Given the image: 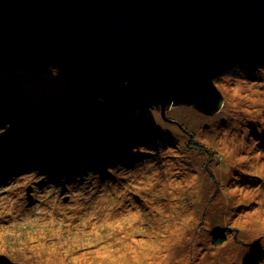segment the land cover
<instances>
[{
  "label": "rangeland",
  "instance_id": "rangeland-1",
  "mask_svg": "<svg viewBox=\"0 0 264 264\" xmlns=\"http://www.w3.org/2000/svg\"><path fill=\"white\" fill-rule=\"evenodd\" d=\"M263 55L216 79L224 105L213 116L186 106L163 118L157 109L143 116L70 102L67 118L82 126L76 144L97 130L112 141L129 126L154 142L110 151L94 178L72 168L56 180L41 156L53 136L44 125L60 115L53 105L64 95L52 93L59 82L47 84L48 68L1 65L0 98L12 110L0 99V166L14 165L0 172V264H243L259 253L252 246L264 243ZM39 173L49 177L43 184Z\"/></svg>",
  "mask_w": 264,
  "mask_h": 264
},
{
  "label": "water",
  "instance_id": "water-1",
  "mask_svg": "<svg viewBox=\"0 0 264 264\" xmlns=\"http://www.w3.org/2000/svg\"><path fill=\"white\" fill-rule=\"evenodd\" d=\"M262 54L264 0H0V66L53 68L120 113L213 116L215 80Z\"/></svg>",
  "mask_w": 264,
  "mask_h": 264
},
{
  "label": "trees",
  "instance_id": "trees-1",
  "mask_svg": "<svg viewBox=\"0 0 264 264\" xmlns=\"http://www.w3.org/2000/svg\"><path fill=\"white\" fill-rule=\"evenodd\" d=\"M264 56V55H263ZM257 59H254V62H257ZM261 62V61H260ZM259 62V63H260ZM15 65H17L19 67V71H37L40 69H35L32 68L28 65H24V64H14V65H9L11 67H15ZM8 66V65H6ZM4 66H0V70L3 68ZM49 70H53V71H49ZM48 72H52V75H50L47 79V84L49 83V79L54 78L55 80H57V84L59 82L58 85V91H52V93H58L61 92L64 96H63V100H58L56 103H54V107L58 108V111L60 113V115L57 117V119L55 120L54 123H48L44 125V128L46 129V132L49 134H53V136L51 137V141L49 144V148L45 151H43V156L45 160L48 163L49 168H51L53 171L48 172V174L54 175L56 174V178H60L63 177L64 174L66 172L64 171H68L72 168L78 169L80 170V172H77L76 177H81L82 175H92L93 178L96 177L95 172H97V170L102 169V166L104 167V165L107 163L108 160V154H110V151L114 152L115 150H117L118 152H121L122 149H129L131 147H133L137 142H141L147 146H151V144L154 142V139L150 138L149 133L147 134L145 132V129H139L136 128L135 126H129V128H122L123 130L126 129V131H124V133L120 134L118 130H114V134L117 133V135L113 136L114 139L111 141L109 138V135H111V132H108L107 130H97L96 132V136L97 137H92L91 141L89 142H84L82 144H76V132L77 134L80 135V137H82V129H80L82 126L80 124H78L80 122V120L78 119L76 123L71 125V121L70 118H67V116L70 114L69 111L65 110L66 106L69 105L70 102H76V101H81V98L78 97L77 95L69 92L66 90V88H64L62 86V79L60 78L59 75L53 73L55 72V69L53 68H48ZM55 74V75H54ZM11 76V74H10ZM20 75H16L17 77H20ZM220 78V77H219ZM217 78V79H219ZM216 81V80H215ZM2 84V83H1ZM5 86L9 89V87L7 86V83H4ZM46 88V87H45ZM51 93V91H49ZM45 93L47 94V91H45ZM5 98V99H4ZM2 101V103L4 105L7 106V110L8 112H11V103L8 101V97L7 96H2L0 98ZM85 103V105H93V106H105L104 103H102L101 101H87V100H83ZM95 104V105H94ZM48 121V122H49ZM169 122V121H168ZM32 125V124H31ZM31 125L29 126V128H27V132L36 137V139L42 140L41 135L39 133V131H37V129H31ZM36 125V124H33ZM37 127V126H36ZM104 127V126H103ZM185 129V128H184ZM148 130V129H147ZM185 133H187V131H185ZM102 134H105L102 137ZM107 138V139H105ZM81 139H85V138H81ZM84 141V140H83ZM124 145V146H123ZM136 146V145H135ZM135 148V147H133ZM133 148H131L133 150ZM134 151V150H133ZM5 158H11L9 156H4ZM36 158V157H35ZM37 161H35L34 163H36ZM3 164V163H2ZM13 163H6L4 162V167L5 170L2 169V167L0 166V172L3 171L6 173L9 171L8 167L13 166ZM45 166L44 164L40 166V168L42 170H44L42 167ZM38 167V165L33 166ZM14 168V167H12ZM24 170H26V172L31 171V168L26 167V165H24V167H20ZM46 170H48V168H45ZM60 170V171H59ZM63 170V171H61ZM17 172L18 170L15 169L13 172ZM16 172L14 174H16ZM3 174V173H1ZM41 177V179L39 180L40 184L44 183V181L48 180V176H43V174L39 173L37 174ZM71 176V175H70ZM52 187V186H51ZM75 200V199H74ZM77 200V199H76ZM75 200V201H76ZM82 196H81V199ZM83 204L86 202H82ZM223 234L222 232L216 231L215 232V237H214V245L216 246H220L222 245L225 241L223 238ZM255 246L253 245V243L251 245H253L252 247H254V249L256 250H261L259 253L255 252L257 254H255V256L247 259L243 264H263L262 260H261V256L263 255L262 250L264 249V243L263 242H259V241H255L254 242ZM263 247V249H262ZM264 251V250H263Z\"/></svg>",
  "mask_w": 264,
  "mask_h": 264
},
{
  "label": "bare ground",
  "instance_id": "bare-ground-1",
  "mask_svg": "<svg viewBox=\"0 0 264 264\" xmlns=\"http://www.w3.org/2000/svg\"><path fill=\"white\" fill-rule=\"evenodd\" d=\"M134 245H135V243L131 242V246H134Z\"/></svg>",
  "mask_w": 264,
  "mask_h": 264
}]
</instances>
